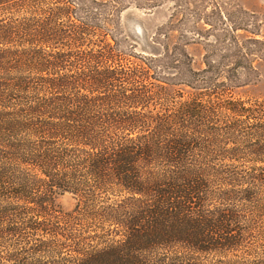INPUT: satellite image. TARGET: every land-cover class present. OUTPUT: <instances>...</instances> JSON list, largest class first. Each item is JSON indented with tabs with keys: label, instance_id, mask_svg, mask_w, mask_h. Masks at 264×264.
Returning <instances> with one entry per match:
<instances>
[{
	"label": "trees",
	"instance_id": "1",
	"mask_svg": "<svg viewBox=\"0 0 264 264\" xmlns=\"http://www.w3.org/2000/svg\"><path fill=\"white\" fill-rule=\"evenodd\" d=\"M85 12L0 0V264H264V97L169 91Z\"/></svg>",
	"mask_w": 264,
	"mask_h": 264
},
{
	"label": "rangeland",
	"instance_id": "2",
	"mask_svg": "<svg viewBox=\"0 0 264 264\" xmlns=\"http://www.w3.org/2000/svg\"><path fill=\"white\" fill-rule=\"evenodd\" d=\"M77 9L108 16L111 36L124 51L157 57L156 76L169 91L187 89L179 84L186 68L212 61L237 67L235 94L264 97V0H77ZM75 203L70 192L55 197L63 211Z\"/></svg>",
	"mask_w": 264,
	"mask_h": 264
}]
</instances>
